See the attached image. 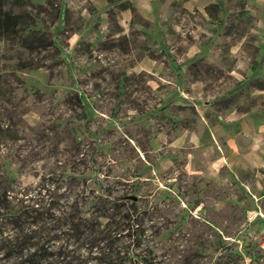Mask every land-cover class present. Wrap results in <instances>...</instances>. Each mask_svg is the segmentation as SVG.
<instances>
[{
  "label": "rangeland",
  "instance_id": "374dc122",
  "mask_svg": "<svg viewBox=\"0 0 264 264\" xmlns=\"http://www.w3.org/2000/svg\"><path fill=\"white\" fill-rule=\"evenodd\" d=\"M4 12L0 264H264V166L227 143L263 103L264 0Z\"/></svg>",
  "mask_w": 264,
  "mask_h": 264
},
{
  "label": "crops",
  "instance_id": "0c3cea01",
  "mask_svg": "<svg viewBox=\"0 0 264 264\" xmlns=\"http://www.w3.org/2000/svg\"><path fill=\"white\" fill-rule=\"evenodd\" d=\"M257 92L264 96V88ZM236 117L234 126L238 127H235L233 137L227 140L229 147L241 154L249 166H264V156H259L264 151V147L259 145L264 139V99L261 107L253 104L248 110L239 111Z\"/></svg>",
  "mask_w": 264,
  "mask_h": 264
},
{
  "label": "trees",
  "instance_id": "16d2710c",
  "mask_svg": "<svg viewBox=\"0 0 264 264\" xmlns=\"http://www.w3.org/2000/svg\"><path fill=\"white\" fill-rule=\"evenodd\" d=\"M15 18H16L15 16H12L7 12L6 13L4 12L2 14L0 13V35L6 34V32L9 31V27L14 25L12 20H14ZM3 126L4 125L2 124V121L0 119V146L5 145L4 143L8 142L11 137V134L9 133L10 132L9 127L6 126L5 129H3ZM6 189H7L6 187H2L0 191V195L5 194ZM7 210L8 209H6V207H3V211L0 212V227L2 224H4V219H6L7 217H12V213L4 212ZM18 238L19 236H15L13 240H18ZM13 247H16V245H14ZM19 250H20V256H24L23 258L24 261L22 262V264H35L36 260L38 259L37 258L38 253H40L41 255V249L39 250L38 247H36L35 250L32 252L29 251L26 255L23 254L20 246H19Z\"/></svg>",
  "mask_w": 264,
  "mask_h": 264
}]
</instances>
